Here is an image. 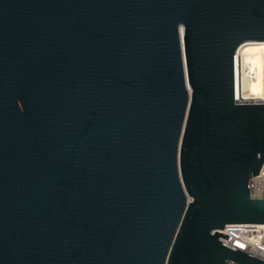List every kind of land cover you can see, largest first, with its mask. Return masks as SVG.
Wrapping results in <instances>:
<instances>
[{
	"label": "water",
	"instance_id": "obj_1",
	"mask_svg": "<svg viewBox=\"0 0 264 264\" xmlns=\"http://www.w3.org/2000/svg\"><path fill=\"white\" fill-rule=\"evenodd\" d=\"M263 40L264 0H0V264H264L219 239L264 224Z\"/></svg>",
	"mask_w": 264,
	"mask_h": 264
},
{
	"label": "built area",
	"instance_id": "obj_2",
	"mask_svg": "<svg viewBox=\"0 0 264 264\" xmlns=\"http://www.w3.org/2000/svg\"><path fill=\"white\" fill-rule=\"evenodd\" d=\"M241 46V45H240ZM234 55V81H235V101L241 102L236 98V90L239 84V48ZM264 168V166H263ZM261 173L250 180L249 192L252 199H264V169ZM220 233L229 235V238L220 236V241L236 247L260 260L264 261V224L234 223L228 224ZM225 264H237L227 260Z\"/></svg>",
	"mask_w": 264,
	"mask_h": 264
},
{
	"label": "bare ground",
	"instance_id": "obj_3",
	"mask_svg": "<svg viewBox=\"0 0 264 264\" xmlns=\"http://www.w3.org/2000/svg\"><path fill=\"white\" fill-rule=\"evenodd\" d=\"M237 64L240 72L236 98L241 102H264V40L244 42Z\"/></svg>",
	"mask_w": 264,
	"mask_h": 264
},
{
	"label": "snow or ice",
	"instance_id": "obj_4",
	"mask_svg": "<svg viewBox=\"0 0 264 264\" xmlns=\"http://www.w3.org/2000/svg\"><path fill=\"white\" fill-rule=\"evenodd\" d=\"M181 31H183V29H181Z\"/></svg>",
	"mask_w": 264,
	"mask_h": 264
}]
</instances>
